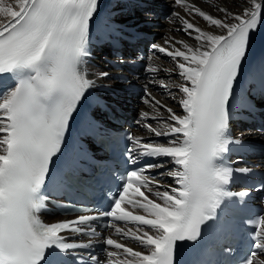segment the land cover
I'll list each match as a JSON object with an SVG mask.
<instances>
[{
  "label": "snow or ice",
  "instance_id": "1",
  "mask_svg": "<svg viewBox=\"0 0 264 264\" xmlns=\"http://www.w3.org/2000/svg\"><path fill=\"white\" fill-rule=\"evenodd\" d=\"M244 2L248 6L240 12L212 4L219 13L214 15L189 0H174L188 17L205 22L202 28L174 12L194 43L152 45L174 62L163 71L175 72L178 80H162L159 87L169 90L182 113L145 86L143 102L152 112L142 111L137 123L147 135L127 134L122 155L133 167L112 173L116 190L102 193L108 206L46 223L40 214L53 187L71 189L92 160L87 152L80 158L71 154L68 139L92 90L106 87L97 81L111 78L105 70L90 78L87 68L103 4L0 0V77L14 82L0 92V264H180L185 242L200 245L196 264H213L208 246L201 244L206 230H223L234 207L246 206L253 190L264 191V183L232 191L236 174L251 169L227 162L232 146L242 145L229 135L233 101L239 96L251 109L257 94L264 97V57L245 76L253 45L264 40V0ZM147 71L161 68L149 65ZM152 120L156 123L144 122ZM93 133L101 135L103 129L89 120L86 134ZM244 222L251 231L237 264H264V214ZM103 229L114 235H104ZM97 245L103 259L94 251Z\"/></svg>",
  "mask_w": 264,
  "mask_h": 264
},
{
  "label": "bare ground",
  "instance_id": "2",
  "mask_svg": "<svg viewBox=\"0 0 264 264\" xmlns=\"http://www.w3.org/2000/svg\"><path fill=\"white\" fill-rule=\"evenodd\" d=\"M166 2L168 1V8L170 9L171 7L173 8V3L170 1L174 0H165ZM164 1V2H165ZM163 2V3H164ZM190 3H195L197 6L201 7L202 10L209 11L214 15H219V13H216L214 8L210 7L212 4H217L220 6L227 7L230 11L233 12H240L243 10L244 7H247L248 5L244 2V0H208V3H205V0H189ZM101 3L103 4V8L101 10L100 16L104 17L108 12L112 13V10L118 7L119 0H101ZM173 11V10H172ZM174 12L180 13V15L185 16L186 18L192 19L194 23H196L198 26L204 28L205 27V22L202 20V18L198 17H188L187 14L181 9L179 6L176 10H174L172 13L169 10L170 18L168 20H159L157 21L158 25L153 28L150 33H155L154 37V44H158L164 47H168V44L166 41H176V40H182L185 41L186 43L193 44L194 41L189 37L186 33H184L181 29V23L179 20H177L172 14ZM119 14H117L118 16ZM168 21V22H166ZM159 34H165L164 37H159ZM180 46V45H177ZM152 54V52H151ZM149 65H156L159 68H161V71L153 74L149 72V75H145V78L149 84H151V88L149 90V93H151L152 96H154L156 99L161 100L163 103L167 104L169 107H172L174 111L177 113H182V109L178 106V103L171 98L169 95V90H166L164 88L159 87V82L160 81H165L168 84H171L175 81L178 80V76L175 72L169 73L163 71V69H172L174 67V62L167 57L166 55L159 53L156 51L155 54L150 55L149 60L146 64L145 72ZM103 70H90L89 73L92 75L93 79H96L95 73ZM155 81V82H153ZM174 91H171L173 95L176 94V89L172 88ZM142 111H147L151 114L152 110L149 107L148 104H145L143 101L140 106L137 107L136 110H132L131 115H136L137 116V121L141 119L140 113ZM149 123L155 124L156 121H150ZM142 135H147L146 132H144ZM165 184L169 183L167 179L163 181ZM131 243V242H130Z\"/></svg>",
  "mask_w": 264,
  "mask_h": 264
},
{
  "label": "rangeland",
  "instance_id": "3",
  "mask_svg": "<svg viewBox=\"0 0 264 264\" xmlns=\"http://www.w3.org/2000/svg\"><path fill=\"white\" fill-rule=\"evenodd\" d=\"M165 1V0H164ZM171 3H173V8L171 7L169 10H170V12L172 13L174 10H176L177 8H178V5H175L174 4V1H170ZM166 5H168L167 3H168V1L166 2H164ZM173 10V11H172ZM172 17V16H171ZM172 19V18H171ZM171 19L170 20H168V21H171ZM163 21H165V20H163ZM168 21H166V22H168ZM164 35L165 34H159V37H164ZM172 91H174L173 89H171Z\"/></svg>",
  "mask_w": 264,
  "mask_h": 264
}]
</instances>
